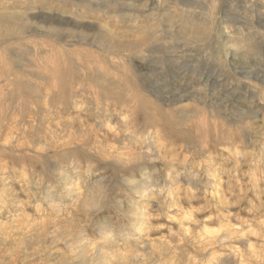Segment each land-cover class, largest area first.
Segmentation results:
<instances>
[{
  "label": "rangeland",
  "instance_id": "rangeland-1",
  "mask_svg": "<svg viewBox=\"0 0 264 264\" xmlns=\"http://www.w3.org/2000/svg\"><path fill=\"white\" fill-rule=\"evenodd\" d=\"M0 264H264V0H0Z\"/></svg>",
  "mask_w": 264,
  "mask_h": 264
},
{
  "label": "bare ground",
  "instance_id": "bare-ground-1",
  "mask_svg": "<svg viewBox=\"0 0 264 264\" xmlns=\"http://www.w3.org/2000/svg\"><path fill=\"white\" fill-rule=\"evenodd\" d=\"M116 1V0H115ZM113 3V2H112ZM50 31V30H49ZM137 119V118H136ZM146 199V198H145ZM142 215V212L140 213ZM143 217V216H142Z\"/></svg>",
  "mask_w": 264,
  "mask_h": 264
}]
</instances>
